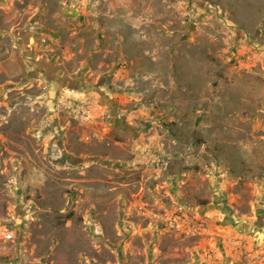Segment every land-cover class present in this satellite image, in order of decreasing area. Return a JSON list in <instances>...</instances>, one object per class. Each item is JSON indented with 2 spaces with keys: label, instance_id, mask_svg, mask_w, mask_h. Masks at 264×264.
Segmentation results:
<instances>
[{
  "label": "rangeland",
  "instance_id": "rangeland-1",
  "mask_svg": "<svg viewBox=\"0 0 264 264\" xmlns=\"http://www.w3.org/2000/svg\"><path fill=\"white\" fill-rule=\"evenodd\" d=\"M263 262L264 0H0V264Z\"/></svg>",
  "mask_w": 264,
  "mask_h": 264
},
{
  "label": "built area",
  "instance_id": "built-area-1",
  "mask_svg": "<svg viewBox=\"0 0 264 264\" xmlns=\"http://www.w3.org/2000/svg\"><path fill=\"white\" fill-rule=\"evenodd\" d=\"M13 238V233L12 232H6L5 234H3V236L1 237L2 240L4 241H9Z\"/></svg>",
  "mask_w": 264,
  "mask_h": 264
},
{
  "label": "crops",
  "instance_id": "crops-1",
  "mask_svg": "<svg viewBox=\"0 0 264 264\" xmlns=\"http://www.w3.org/2000/svg\"><path fill=\"white\" fill-rule=\"evenodd\" d=\"M262 264H264V262Z\"/></svg>",
  "mask_w": 264,
  "mask_h": 264
}]
</instances>
